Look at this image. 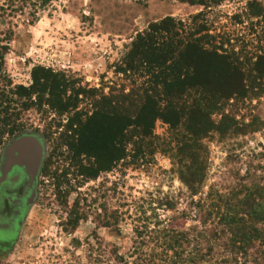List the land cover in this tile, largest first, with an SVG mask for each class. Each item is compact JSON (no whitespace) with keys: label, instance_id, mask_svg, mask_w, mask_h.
Returning <instances> with one entry per match:
<instances>
[{"label":"rangeland","instance_id":"374dc122","mask_svg":"<svg viewBox=\"0 0 264 264\" xmlns=\"http://www.w3.org/2000/svg\"><path fill=\"white\" fill-rule=\"evenodd\" d=\"M199 12L219 41L228 38L227 47L235 52L264 49V0H0V47H6L0 49V105L7 109L0 119H9L8 126L0 121V148L13 140L8 136L11 125H23L17 135L42 136L48 164L17 235L0 240V264H90L89 253L97 248L126 255L136 225L145 223L150 229L162 223V228L168 221L186 230L207 228L209 236L216 235L211 242L220 253L230 235L215 213L245 197L258 210L249 217L259 229V238L248 243L247 264H264V128L203 139L209 151L206 176L201 195L192 199L211 194L206 201L219 205L204 227L189 212L194 207L179 177L176 144L162 121H156L153 133L160 137L157 142L170 141L169 146L159 144L143 161L127 158L105 171L96 169L89 156V145L104 147L102 140L110 139V129L119 123L92 121L89 126L88 118L94 101L124 83L114 64L132 37L166 16L190 21ZM35 67L51 68L65 85L60 94L69 104L65 110L49 105L48 91L19 95L18 86L31 87ZM247 103L224 107L214 118L225 114L226 120L246 123L256 116L264 122V93ZM23 138L39 145L34 136L15 139L10 146L18 152L14 160L30 158L32 165L34 146L15 147Z\"/></svg>","mask_w":264,"mask_h":264},{"label":"trees","instance_id":"16d2710c","mask_svg":"<svg viewBox=\"0 0 264 264\" xmlns=\"http://www.w3.org/2000/svg\"><path fill=\"white\" fill-rule=\"evenodd\" d=\"M257 13L251 12L252 15ZM203 16L199 12L190 21L166 16L138 31L114 64V72L122 75L124 83L118 87L114 84L108 95L94 101V109L88 118L89 126L92 121L98 125L105 121H119L110 129L112 137L102 140L104 147L89 145V156L94 158L98 170H110L120 160L126 163L127 158L129 162L143 161L147 152L153 153L159 144L169 146L173 139L179 177L186 185L189 203L194 207L189 212H195L192 214L202 227L212 208L219 206L206 201L211 194L192 199L202 192L206 176L209 151L203 139L216 134L223 138L227 133H254L264 128V122L256 116L246 123L235 121V117L226 120L225 114L220 120L214 118L224 107L245 105L264 93V49L256 54L242 49L235 52L232 46L227 47L230 45L228 38L219 41V36ZM0 49L5 51L6 47ZM3 51H0V59ZM31 76V87H17L19 95L30 97L34 90L48 91L47 102L53 108L65 110L69 106L60 96L65 92V85L51 68L35 67ZM113 91H117V95ZM2 113L6 114L7 109L0 105ZM8 120L7 115L0 119L3 126L9 125ZM158 120L171 131L168 145L157 142L160 137L153 133ZM21 129H24L23 125H11L8 134ZM1 131L4 132L2 127ZM246 199L236 204L226 203L224 212L218 210L215 213L219 217L218 223L222 221L228 226L230 235L227 247L220 253H215V242H211L216 235L209 236L207 228L198 230L199 226L195 225L186 230L184 226L168 221L162 228V223H155L150 229L145 223L136 225V237L126 255L119 254L115 248H97L90 251L89 262L247 264L248 243L258 237L259 229L249 217L250 214L258 215V210L254 202L248 203ZM166 202L167 206H172L170 201Z\"/></svg>","mask_w":264,"mask_h":264},{"label":"flooded vegetation","instance_id":"af4514ba","mask_svg":"<svg viewBox=\"0 0 264 264\" xmlns=\"http://www.w3.org/2000/svg\"><path fill=\"white\" fill-rule=\"evenodd\" d=\"M20 132L10 135L12 142L0 148V240H13L22 224L28 207V199L35 190L37 180L48 173L44 147L38 135ZM9 136V134H8ZM34 136L39 139L41 159L35 175L32 174L30 158L16 162L18 152L11 149L13 141L22 137ZM10 141V140H8ZM35 199V197H34Z\"/></svg>","mask_w":264,"mask_h":264},{"label":"water","instance_id":"95a60500","mask_svg":"<svg viewBox=\"0 0 264 264\" xmlns=\"http://www.w3.org/2000/svg\"><path fill=\"white\" fill-rule=\"evenodd\" d=\"M25 143L32 144L34 147V152H33V163H32V174L35 175L40 163L41 159V146L36 144V141L32 138H23L21 140H18L16 146H23ZM35 197V191H32L30 198L28 199V204L33 202Z\"/></svg>","mask_w":264,"mask_h":264}]
</instances>
